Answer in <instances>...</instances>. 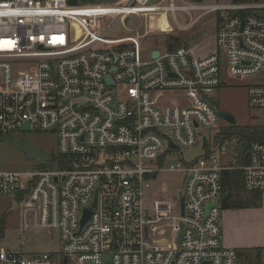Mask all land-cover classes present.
I'll return each mask as SVG.
<instances>
[{
  "label": "built area",
  "instance_id": "built-area-1",
  "mask_svg": "<svg viewBox=\"0 0 264 264\" xmlns=\"http://www.w3.org/2000/svg\"><path fill=\"white\" fill-rule=\"evenodd\" d=\"M149 1L81 12L100 5L0 0V136L57 134L56 164L0 171V196L35 209L59 240L57 252L31 255L2 245L0 264H237L220 240L222 171L239 170L245 191L264 193V139L245 140L241 154L243 140L220 135L227 126L206 97L223 83L224 62L228 77L264 76V16L254 14L264 2ZM192 9L224 10L204 55L179 46L143 59L137 39L106 35L121 16ZM247 100L263 113L264 83L250 84ZM197 144L198 156L169 160ZM166 170L181 172L183 214L179 198L152 185Z\"/></svg>",
  "mask_w": 264,
  "mask_h": 264
},
{
  "label": "rangeland",
  "instance_id": "rangeland-1",
  "mask_svg": "<svg viewBox=\"0 0 264 264\" xmlns=\"http://www.w3.org/2000/svg\"><path fill=\"white\" fill-rule=\"evenodd\" d=\"M126 1L76 0V3L121 6ZM155 1L157 0H150L149 3ZM216 1L221 3L231 2V0H214V2ZM260 1L264 2V0ZM168 2L169 0H164L162 4ZM174 2L182 4L190 3V0H174ZM223 13L224 10H219L217 13L216 11L204 9L177 10L174 13L168 11L164 19L167 26L165 28H150V30H148L149 18L147 14L130 15L124 19L117 18L106 35L112 37L115 40L113 42L127 40L125 39L127 37L137 39L141 46V57L143 59L148 57L153 48L170 50L179 46H185L195 54L204 55L215 49L216 22ZM108 19L105 21L110 24L113 19ZM225 68L226 64L224 62V66H222L223 83L213 92V96L217 99L219 109L231 113L235 118V123L230 124L220 119V124L227 127L230 125L236 127L263 126L264 114L260 110L249 106L247 88L253 83H264V76L260 75L251 79L228 77ZM200 130L204 134H209L206 129L200 128ZM12 137L19 143L28 144L31 150L43 151L50 165L54 166L56 164L53 161L57 154V134L55 132L23 131L13 133ZM201 150L199 144L187 149H176L170 152L169 160L176 161L179 158L190 160L198 156ZM228 157H230L229 154ZM37 168H39L37 158L28 159L22 151L11 145L9 141H0V171L25 172ZM181 177V172L166 170L157 175L156 181H153L152 185L165 196L171 195L179 198L182 194ZM10 200L9 196H0V220H3L0 246L4 245L23 255L57 252L59 250L57 231L39 227L36 222V211L33 208H15L7 213ZM262 202L263 200L261 204ZM250 221L254 233H258L264 228V215L257 217L254 214ZM251 248L256 249L247 251L248 256L242 264H264V247Z\"/></svg>",
  "mask_w": 264,
  "mask_h": 264
},
{
  "label": "trees",
  "instance_id": "trees-1",
  "mask_svg": "<svg viewBox=\"0 0 264 264\" xmlns=\"http://www.w3.org/2000/svg\"><path fill=\"white\" fill-rule=\"evenodd\" d=\"M259 0H231V2H247ZM71 4H77L76 0H70ZM218 13V12H217ZM221 16L218 17L217 24L220 22ZM222 137L239 136L241 140L249 141L250 139H264V125L236 127H223L220 131ZM222 190L220 197V205L222 209L226 208H243V207H258L262 201V193L258 191L247 192L243 188L242 174L239 170H224L222 171ZM3 230V220H0V235ZM256 248H238L237 264L244 261L248 256L249 250Z\"/></svg>",
  "mask_w": 264,
  "mask_h": 264
},
{
  "label": "crops",
  "instance_id": "crops-1",
  "mask_svg": "<svg viewBox=\"0 0 264 264\" xmlns=\"http://www.w3.org/2000/svg\"><path fill=\"white\" fill-rule=\"evenodd\" d=\"M204 1V2H201ZM214 2V0H190V4L201 6L229 4ZM262 204L260 207L226 208L222 210L220 218V240L225 246L235 249L264 247V228L254 233L250 218L255 214L257 217L264 215V193H262Z\"/></svg>",
  "mask_w": 264,
  "mask_h": 264
},
{
  "label": "water",
  "instance_id": "water-1",
  "mask_svg": "<svg viewBox=\"0 0 264 264\" xmlns=\"http://www.w3.org/2000/svg\"><path fill=\"white\" fill-rule=\"evenodd\" d=\"M254 14L256 16H264V11H261V12H254ZM159 51L157 49L153 50L152 51V57H156L158 55ZM108 80V82L111 84V80L109 77L106 78ZM203 98H205V96H203ZM206 99L208 100V102L212 105V106H216V99L214 97H206ZM217 112H218V115L225 121H227L228 123L230 124H234L235 123V118L233 117V115H231V113L227 112V111H224L222 109H217ZM264 114V112H263ZM28 127L27 125L24 127V130H27ZM51 131H54V129H52ZM4 140H7L9 141V143L11 145H13L15 148H17L18 150L22 151L24 153V155L28 158V159H33V158H37L39 163L41 165L45 164L46 163V155L43 151H40V150H31L30 146L26 143H19L17 141H15L13 139V137L11 135H2L0 136V141H4ZM203 143H205V138H203ZM246 141L243 140L241 143H240V150H241V154H243L246 150ZM184 179H185V175L183 176L182 178V184L184 182ZM179 203H180V210H181V214H183V211H184V206H183V196H181L179 198ZM93 205H95V200L93 202ZM17 206V203H16V200L15 199H12L10 201V206L7 210V213L13 209H15ZM90 215V211L89 210H85L84 211V214H83V217L81 219V223L80 225H83L85 223V221L88 219ZM181 231H182V225H181V228H180V231H179V234H178V237H177V240L179 239L180 237V234H181ZM203 264H209V262H204Z\"/></svg>",
  "mask_w": 264,
  "mask_h": 264
},
{
  "label": "bare ground",
  "instance_id": "bare-ground-1",
  "mask_svg": "<svg viewBox=\"0 0 264 264\" xmlns=\"http://www.w3.org/2000/svg\"><path fill=\"white\" fill-rule=\"evenodd\" d=\"M81 12H91V11H96V10H103L106 12H111V11H118V12H123V7L122 6H112V5H106V6H96V5H91L86 8L80 9ZM137 10V9H135ZM134 10V11H135ZM139 10H153V8L144 7ZM148 18H149V23H148V30L153 29V28H165L167 26V23L165 22L166 15L164 12L162 13H155L153 11H149L147 13ZM125 16H121V19H124Z\"/></svg>",
  "mask_w": 264,
  "mask_h": 264
},
{
  "label": "flooded vegetation",
  "instance_id": "flooded-vegetation-1",
  "mask_svg": "<svg viewBox=\"0 0 264 264\" xmlns=\"http://www.w3.org/2000/svg\"><path fill=\"white\" fill-rule=\"evenodd\" d=\"M215 107H217V109H219V107L217 106V99H216V106Z\"/></svg>",
  "mask_w": 264,
  "mask_h": 264
}]
</instances>
